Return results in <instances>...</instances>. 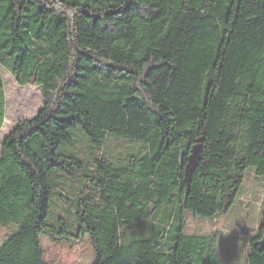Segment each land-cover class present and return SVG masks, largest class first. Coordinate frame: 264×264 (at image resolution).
Here are the masks:
<instances>
[{
	"label": "trees",
	"instance_id": "16d2710c",
	"mask_svg": "<svg viewBox=\"0 0 264 264\" xmlns=\"http://www.w3.org/2000/svg\"><path fill=\"white\" fill-rule=\"evenodd\" d=\"M0 64L44 100L0 145V224L18 226L0 264H51L43 235H89L95 264H222L187 213L227 212L246 169L264 176V0H0ZM5 106L0 79V132ZM111 137L139 148L107 158ZM57 201L72 222H48Z\"/></svg>",
	"mask_w": 264,
	"mask_h": 264
},
{
	"label": "rangeland",
	"instance_id": "374dc122",
	"mask_svg": "<svg viewBox=\"0 0 264 264\" xmlns=\"http://www.w3.org/2000/svg\"><path fill=\"white\" fill-rule=\"evenodd\" d=\"M0 79L5 85V119L0 132V142L11 132L18 122L33 118L43 107L41 88L34 85L22 86L14 75L0 64ZM79 143L77 151H87V136L77 133ZM138 146L124 141L108 138L100 153L107 158L125 152L137 151ZM99 154V155H100ZM68 182L72 181L70 176ZM70 179V180H69ZM87 186L88 181L84 180ZM64 191V190H63ZM72 222L73 211L68 204L57 201L52 205L48 216L50 224L59 226L60 219ZM264 222V176L258 175L254 167L245 171V179L240 187L234 204L224 213L212 218L187 213V233L190 235H216L217 251L222 264H249L248 253L251 242L258 235ZM18 228L17 224H0V246L6 237ZM42 244L51 264H95L97 256L89 235L80 245L55 242L48 236H42Z\"/></svg>",
	"mask_w": 264,
	"mask_h": 264
},
{
	"label": "water",
	"instance_id": "95a60500",
	"mask_svg": "<svg viewBox=\"0 0 264 264\" xmlns=\"http://www.w3.org/2000/svg\"><path fill=\"white\" fill-rule=\"evenodd\" d=\"M203 142H204V138H199L196 140V143L194 144L191 150V153L187 160V164L185 166L184 183L186 185L187 195L190 192V186L192 183L193 175L202 159ZM256 245L259 247V250L261 252L264 251V233L262 238L256 243Z\"/></svg>",
	"mask_w": 264,
	"mask_h": 264
},
{
	"label": "crops",
	"instance_id": "0c3cea01",
	"mask_svg": "<svg viewBox=\"0 0 264 264\" xmlns=\"http://www.w3.org/2000/svg\"><path fill=\"white\" fill-rule=\"evenodd\" d=\"M1 138V137H0ZM2 141L0 142V145H1Z\"/></svg>",
	"mask_w": 264,
	"mask_h": 264
},
{
	"label": "flooded vegetation",
	"instance_id": "af4514ba",
	"mask_svg": "<svg viewBox=\"0 0 264 264\" xmlns=\"http://www.w3.org/2000/svg\"><path fill=\"white\" fill-rule=\"evenodd\" d=\"M262 236H263V235H262ZM258 241H259V240H258ZM258 241H257V242H258ZM257 242H256V243H257Z\"/></svg>",
	"mask_w": 264,
	"mask_h": 264
}]
</instances>
